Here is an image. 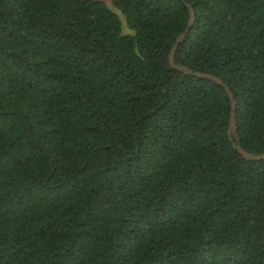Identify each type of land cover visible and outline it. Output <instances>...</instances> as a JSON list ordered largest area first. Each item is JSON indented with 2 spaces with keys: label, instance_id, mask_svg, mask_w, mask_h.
<instances>
[{
  "label": "trees",
  "instance_id": "trees-1",
  "mask_svg": "<svg viewBox=\"0 0 264 264\" xmlns=\"http://www.w3.org/2000/svg\"><path fill=\"white\" fill-rule=\"evenodd\" d=\"M264 0H0V264H264ZM236 143V138L233 137Z\"/></svg>",
  "mask_w": 264,
  "mask_h": 264
},
{
  "label": "water",
  "instance_id": "water-1",
  "mask_svg": "<svg viewBox=\"0 0 264 264\" xmlns=\"http://www.w3.org/2000/svg\"><path fill=\"white\" fill-rule=\"evenodd\" d=\"M185 5L189 10L188 27L186 28V30L182 34L179 35L176 43L174 44V46L171 49L170 57H169L170 70H175V71L184 73L188 76L210 80V81L216 83L217 85L221 86L222 88H224L227 95H228L230 103H231L230 123H229V131H228V133L230 135V140L232 141V143H233L234 147L237 149V151L245 159L251 160V161H256V162L263 161L264 160V154L254 155L252 153L245 151L240 145V140L238 138L237 120H236L237 107H236L235 96H234L233 92L231 91V89L224 83V81L222 79L214 76V75L201 73V72H194V71L190 70L188 67L178 65L176 63V61H175L176 52L178 51L179 46L185 41L188 33L193 28V26L195 24V20H196V15H195L194 9L186 2H185ZM233 137L236 138V143L233 140Z\"/></svg>",
  "mask_w": 264,
  "mask_h": 264
},
{
  "label": "rangeland",
  "instance_id": "rangeland-1",
  "mask_svg": "<svg viewBox=\"0 0 264 264\" xmlns=\"http://www.w3.org/2000/svg\"><path fill=\"white\" fill-rule=\"evenodd\" d=\"M104 1L106 4H108L119 16L120 18L122 19V22L124 24V29H125V32H128L127 28H126V21H125V17L121 14V12H119L115 7L112 6V3H111V0H102Z\"/></svg>",
  "mask_w": 264,
  "mask_h": 264
}]
</instances>
